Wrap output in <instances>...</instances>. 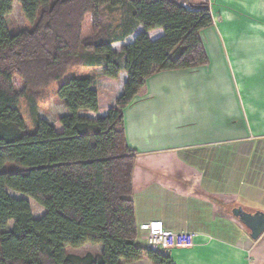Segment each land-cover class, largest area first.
<instances>
[{"label": "trees", "instance_id": "1", "mask_svg": "<svg viewBox=\"0 0 264 264\" xmlns=\"http://www.w3.org/2000/svg\"><path fill=\"white\" fill-rule=\"evenodd\" d=\"M15 1L31 27L10 35L6 17ZM104 9L120 11L118 20L105 18ZM213 23L211 0H0V264H175L137 244V153L127 143L123 112L147 94L152 76L207 66L202 32ZM154 30L162 34L152 39ZM76 66L100 68L113 91L125 73L123 93L91 119L80 112L98 113L103 99L92 77L67 80L55 89L68 111L58 132L27 95ZM25 97L31 131L19 109ZM13 192L45 215L34 218L30 203ZM87 244L101 246V253L67 252Z\"/></svg>", "mask_w": 264, "mask_h": 264}, {"label": "crops", "instance_id": "2", "mask_svg": "<svg viewBox=\"0 0 264 264\" xmlns=\"http://www.w3.org/2000/svg\"><path fill=\"white\" fill-rule=\"evenodd\" d=\"M211 13L213 26L202 32L209 64L152 76L147 94L123 112L137 153V244L151 249L141 226L160 222L195 235L193 248L160 251L175 264H264V233L253 240L232 213L264 212V0H211ZM126 78L121 73L114 94L104 93L108 103ZM102 102L88 118L107 113Z\"/></svg>", "mask_w": 264, "mask_h": 264}, {"label": "rangeland", "instance_id": "3", "mask_svg": "<svg viewBox=\"0 0 264 264\" xmlns=\"http://www.w3.org/2000/svg\"><path fill=\"white\" fill-rule=\"evenodd\" d=\"M120 15V11H114L110 12L107 9H104V16L105 18H112L114 20H118ZM6 27L7 31L10 35H15L20 32H23L25 30L30 29V24L25 19L21 6L18 2H14L12 5V11L11 13L6 17ZM158 32V34H157ZM161 30H156L154 33H152V38L159 36ZM162 33V32H161ZM124 42L115 43L113 44V48L115 51L120 52L121 48L125 45ZM91 76L93 79V87L97 90H100L103 92V102L101 103L102 109L104 110L106 105L109 102V98L114 94L112 88L109 90L103 82L100 81L102 79V71L100 68H84L80 66L71 67L67 70V72L63 75V77L54 83H52L50 86H48L45 89L39 90L35 92L34 94L30 93L27 95V97L34 98L36 101V108L38 115L41 119L45 120L49 124L53 125L55 129L60 132L62 130L61 125L59 123V120L61 117L68 114V111L65 107L64 102L59 100L55 95V89L59 85H62L67 80L74 78V77H80V76ZM108 91H112L109 95L105 96L104 93H107ZM105 96V97H104ZM25 97L22 98L20 101V113L25 121L27 131H31L34 129V125L31 118V112L30 107L31 103L30 100ZM82 116H95L89 111H81ZM15 193V192H13ZM17 196V199H26L31 206L32 215L36 219H40L45 215V209L41 207L38 203H36L34 200L27 198L25 196H22L20 194L15 193ZM13 226V222H10L7 231L11 230ZM102 251V247L99 245H92L87 244L79 249H73L69 248L67 252L72 255H78V256H85L88 254L92 255H98Z\"/></svg>", "mask_w": 264, "mask_h": 264}, {"label": "built area", "instance_id": "4", "mask_svg": "<svg viewBox=\"0 0 264 264\" xmlns=\"http://www.w3.org/2000/svg\"><path fill=\"white\" fill-rule=\"evenodd\" d=\"M141 229L148 233L147 242L149 247L157 251L190 249L194 246V234L167 231L160 222L145 224L141 226Z\"/></svg>", "mask_w": 264, "mask_h": 264}, {"label": "water", "instance_id": "5", "mask_svg": "<svg viewBox=\"0 0 264 264\" xmlns=\"http://www.w3.org/2000/svg\"><path fill=\"white\" fill-rule=\"evenodd\" d=\"M232 213L245 226L253 240L264 233V212H247L242 207H236Z\"/></svg>", "mask_w": 264, "mask_h": 264}]
</instances>
